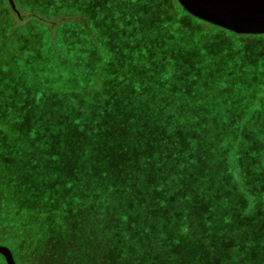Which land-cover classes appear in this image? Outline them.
Instances as JSON below:
<instances>
[{
    "label": "trees",
    "instance_id": "1",
    "mask_svg": "<svg viewBox=\"0 0 264 264\" xmlns=\"http://www.w3.org/2000/svg\"><path fill=\"white\" fill-rule=\"evenodd\" d=\"M12 1L0 239L74 264H111L99 236L128 264H264V36L214 47L175 0Z\"/></svg>",
    "mask_w": 264,
    "mask_h": 264
},
{
    "label": "water",
    "instance_id": "2",
    "mask_svg": "<svg viewBox=\"0 0 264 264\" xmlns=\"http://www.w3.org/2000/svg\"><path fill=\"white\" fill-rule=\"evenodd\" d=\"M195 18L239 34L264 33V0H177ZM15 10L12 0H8ZM6 264H16L10 250L0 246Z\"/></svg>",
    "mask_w": 264,
    "mask_h": 264
},
{
    "label": "rangeland",
    "instance_id": "3",
    "mask_svg": "<svg viewBox=\"0 0 264 264\" xmlns=\"http://www.w3.org/2000/svg\"><path fill=\"white\" fill-rule=\"evenodd\" d=\"M175 1L177 2V4L182 8V10L186 14L195 18L188 11H186L180 5V3L177 0H175ZM15 2L17 4L18 8L20 9L21 5L16 0H15ZM195 19L200 20L201 22H203L205 24H203V23L200 24L198 22H196V23L192 22V24H194V26H197L199 29V32L195 33L194 36L196 38H200V37L204 38L205 37V38L209 39L206 42L210 43L212 46H214V44L216 46H226L229 44H231L233 46H237V45H240V46L248 45V46H250V41L246 36H256L258 38L261 36H264V33L263 34H239V33H235V32L226 30L224 28L212 25V24L207 23L201 19H198V18H195ZM261 45H262L261 40L259 41V39H258V42L256 44H254V48H257V47L259 48V47H261ZM85 222L81 221L82 224L83 223L86 224ZM6 237H7V235L5 233H2V238L0 239V242H1L0 246L6 247L10 250V252L13 256L14 262L16 264H74V263H71L69 261V259H71L70 258L71 255H69V254L65 255V253H67V251L65 252V250L67 249L68 246H66L64 248L65 250L58 251V252H56L55 255L51 256L50 251L43 249V247H41V246L38 248L35 245L32 247L33 252H30L31 255L29 256L28 252H25V249H22L23 253H21V254L16 253L15 251H16V248L18 245L15 246V248H13V243L7 242ZM99 239L101 241H99L98 249H99V253H100L99 255L102 257L101 258L102 260L105 258L111 264H128L122 255L117 256V253L115 250L116 246H112L111 240L105 239V236H99ZM12 240H13V238H12ZM19 247H23V246H19ZM23 248H25V247H23ZM31 256H33V257H31ZM0 264H6L2 255H0Z\"/></svg>",
    "mask_w": 264,
    "mask_h": 264
}]
</instances>
